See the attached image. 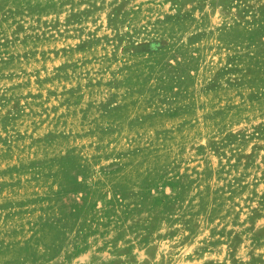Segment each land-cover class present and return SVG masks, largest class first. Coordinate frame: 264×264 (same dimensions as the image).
<instances>
[{"label": "rangeland", "instance_id": "374dc122", "mask_svg": "<svg viewBox=\"0 0 264 264\" xmlns=\"http://www.w3.org/2000/svg\"><path fill=\"white\" fill-rule=\"evenodd\" d=\"M0 264H264V0H0Z\"/></svg>", "mask_w": 264, "mask_h": 264}]
</instances>
